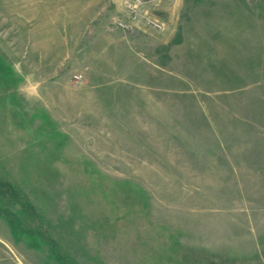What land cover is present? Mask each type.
<instances>
[{"label":"rangeland","instance_id":"rangeland-1","mask_svg":"<svg viewBox=\"0 0 264 264\" xmlns=\"http://www.w3.org/2000/svg\"><path fill=\"white\" fill-rule=\"evenodd\" d=\"M0 264H264V0H0Z\"/></svg>","mask_w":264,"mask_h":264}]
</instances>
